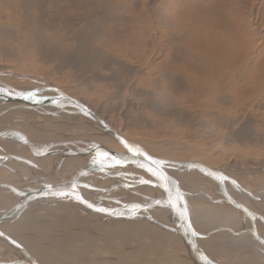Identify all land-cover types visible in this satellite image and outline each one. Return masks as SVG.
Returning a JSON list of instances; mask_svg holds the SVG:
<instances>
[{"label": "bare ground", "instance_id": "bare-ground-1", "mask_svg": "<svg viewBox=\"0 0 264 264\" xmlns=\"http://www.w3.org/2000/svg\"><path fill=\"white\" fill-rule=\"evenodd\" d=\"M31 12L32 25H20ZM9 14L10 24L2 16ZM161 21L138 0H0V50L12 54L7 46L19 43L17 28L26 30L21 46L37 41L42 48L48 35L66 30L68 48L39 51L37 61L53 64L50 80L0 66V264H264V185L257 179H264V166L211 165L195 155L159 153L123 130L130 114L134 127L157 124L158 116L172 117L179 127L190 124L185 98L196 117H212L217 127L231 131L229 123L247 112L250 124L251 114H259L264 125V38L236 24L193 37L195 44L185 48L184 35L174 39L163 29L170 21L163 28ZM88 74L107 85L103 110L87 97L96 86L87 83L89 93L77 95L63 85H83ZM174 76L184 93L175 98L176 111L165 107L161 92ZM17 91L34 92L39 102L10 94ZM53 98L60 100L50 105ZM106 107L118 122L107 118ZM122 141L165 162L164 172L184 193L195 237L167 204L156 203L162 198L154 178L132 163ZM95 147L128 163L93 164ZM73 184L95 207L123 215L55 194L71 193ZM133 204L147 207L132 215Z\"/></svg>", "mask_w": 264, "mask_h": 264}, {"label": "rangeland", "instance_id": "rangeland-1", "mask_svg": "<svg viewBox=\"0 0 264 264\" xmlns=\"http://www.w3.org/2000/svg\"><path fill=\"white\" fill-rule=\"evenodd\" d=\"M138 1L140 3H144L145 7L149 11H152V13L155 16L157 15V17L162 20L161 21L162 28L164 27L165 24L164 22L166 20H169L170 27L168 26L169 23L168 22L166 24V27L163 29L171 30L174 39H176V37H179V35H184L185 48L192 47L195 44L194 43L195 40L192 42L193 45L191 44V42H189L192 40L193 37L206 35L214 30H220V29L223 30V27L227 29V31L234 30L236 24L239 26V31L241 30L242 33L247 31H252L254 34H256L259 40L264 38V0H138ZM46 5H48V3ZM4 9L3 11H10V9L8 8L6 10ZM33 12H31L29 16L26 15L28 18L27 23L25 24L19 23V24L29 26L28 25L29 23L31 26L32 23L30 22L32 21L33 18ZM66 12H63L64 13L63 19H65L66 15L68 16L69 14L68 12L67 13ZM2 16L4 17L5 20L8 19L9 24L13 20H15L13 16L12 17L10 16V14L8 15V17L10 16V18H8L5 15ZM234 21H236V23L232 25L231 22ZM16 22L19 21L16 20L15 23ZM42 27L46 29V26L44 24L42 25ZM62 29L64 28L62 27ZM14 32L16 36V41L19 43H13L7 46L9 49H12L13 51L12 54H8L0 50V66H4V67L6 66L8 69L14 72H21V73L23 72L29 76H38L49 80L52 79L53 76L51 74L52 71L51 67H53V64L50 63L45 64L43 62L37 61L38 53L40 50H43V48L48 50L52 48H58L64 51L68 50L67 43L63 42L65 36H67L66 30L61 31L62 33H60L59 36L48 35L47 40H49V42L43 43L44 45L43 48L40 44L37 43V41L35 42L33 41L32 43H29L26 46H21L20 41L26 42V38H22L20 40V37L22 36L23 33H26V30L17 28V30L14 29ZM43 32L46 35L48 34L47 31H43ZM32 61H34L35 64ZM176 73L177 75H180L179 72ZM179 79L177 76H174V78L172 77L167 81H165V83H163V86L161 88V92L165 94L164 96L166 98L165 107L171 109L172 111H174V109L176 111V108L181 106V105L177 106L174 103L176 101L175 98H178L179 100L184 95V93H182V87L180 86L181 81ZM82 80L85 82L83 83V85H77L72 83L68 84L65 81L64 83H66V85L64 83L63 85L77 95L83 92H84L83 94L86 95L87 93H89V92L85 93L87 83L91 84L92 86H96V90H97L96 93L91 96L88 95L87 97L89 98V103L91 105L97 106L98 109L103 110L107 102L105 98H103L104 96L103 94H101V90L104 91V88L107 87V85L103 81L91 79L89 74L82 77ZM98 97H100L101 99H99ZM177 104H180V101ZM189 105L190 104L187 102V99L185 98V114L188 116L190 115L193 118L189 116L192 119L190 124L188 122L187 123L185 122V125H183L184 127L180 126L182 128H180L177 124L171 121L172 117H166V116H162V117L158 116L155 118L158 125L155 124L154 121L151 123V126L147 124L145 126L140 125L138 127L137 126L134 127L133 124L131 123L134 116L132 114H130L129 116L125 115V112H123V115L126 116L123 119V130L126 131L128 129L129 130L128 134L130 136L136 137L137 139L143 140L144 142L146 141V143L150 146L156 145L155 148L158 149L156 151H158L159 153H165L167 151L169 154H172L174 156L177 155L178 157L181 155L182 156L195 155L199 157V159L211 165H221L223 163H226L239 167V165L252 166V165H258L259 163V165L264 166V125L259 120L258 113L255 112L256 114H258L257 116L255 114H251V117L254 119L253 121H255V123L251 121V124H250V120L247 121L248 120L247 115L250 114L249 112L245 113V115L242 116L239 115L238 118L240 120H238V123H233V124L229 123V125H232L230 126L231 128L230 131L225 126L222 127L215 126L213 124L214 120L212 117L209 118L196 117L199 115L195 114L196 112L195 109L194 110L192 108L189 109L188 108ZM106 108L108 111L109 108L108 107ZM177 110L179 113L181 114L183 113L182 110L179 109ZM105 114L107 118L114 120V123L115 121L116 122L119 121L118 120L119 117L114 115L116 113L111 111V109ZM158 119L161 122H164V124L163 123L159 124ZM154 124L156 125V128ZM234 131L238 132V135L236 137L235 136L233 137L232 134H230ZM164 143L168 145H164ZM164 146L166 147V149ZM248 177H245V181ZM257 179H259L260 181L259 183H261V185H264V179H261L259 177H257ZM247 182L256 183L255 177L254 178L249 177L247 179Z\"/></svg>", "mask_w": 264, "mask_h": 264}, {"label": "snow or ice", "instance_id": "snow-or-ice-1", "mask_svg": "<svg viewBox=\"0 0 264 264\" xmlns=\"http://www.w3.org/2000/svg\"><path fill=\"white\" fill-rule=\"evenodd\" d=\"M12 95L17 96L18 98L24 99V100H33L35 102H39L36 99V94L34 92H28L25 94L24 92H14L10 93ZM87 114V113H86ZM124 146L127 148L128 152L132 154V163H134L138 168H141L145 170L150 176H152L156 182V186L158 188L163 189L164 193L166 194L165 199H157V204H167V206L170 208L171 211L175 212L178 217H180L181 220L185 222L186 227V234L195 237L197 233L192 229V225L188 219V211L186 206L182 203L184 201V193L179 189L176 181L172 178H170L165 172H164V164L165 162L163 160L154 159L147 155L146 153L142 152L139 148L133 147L126 142H123ZM143 158L141 160L140 158ZM103 158V159H101ZM110 159L114 161L116 164L119 165H125L128 163V159L125 158L124 160H120L119 158L112 156L109 157L108 152L106 151H99L96 152V157L93 159V164H98L103 166L104 160ZM83 174V173H82ZM209 175L214 176L215 173H208ZM226 178H221V180ZM140 184H149V180H139ZM87 186V185H86ZM50 187V186H49ZM76 187L77 185H72V191L69 192H59L55 193L59 196H67V195H73L74 199H76L80 203H84L87 205L88 208H94L95 206L92 203H89L88 201L84 200L82 196H80L78 193H76ZM147 205H141V204H133L131 206H128V210L132 215H135L137 209H144ZM95 210L97 212L101 213H107L109 215L115 214V215H123V213H113L110 209L104 208V207H95ZM3 235V234H0ZM19 247V245H17ZM202 259H204L202 257ZM205 264H212L211 261L206 260Z\"/></svg>", "mask_w": 264, "mask_h": 264}, {"label": "water", "instance_id": "water-1", "mask_svg": "<svg viewBox=\"0 0 264 264\" xmlns=\"http://www.w3.org/2000/svg\"><path fill=\"white\" fill-rule=\"evenodd\" d=\"M59 96H63L62 94H59ZM66 99H68V101H71V99L70 98H68V97H66V96H64ZM60 100V99H59ZM59 100H56L55 98H53V99H51V101H50V105H54V104H51V102H55V104H57L58 103V101ZM70 103H72V102H70ZM1 135V134H0ZM119 138V137H118ZM131 146H133L132 144H130ZM133 147H135V146H133ZM97 150H99V151H106V150H103V149H101V148H99V147H95V151H97ZM106 152H108V151H106ZM109 154V153H108ZM109 156L110 157H112L110 154H109ZM118 158V157H117ZM187 166L188 167H192V168H195V169H198V170H200L204 175H206V176H208V177H211L212 179H213V177H212V175H209L208 173H212L213 171H211V170H207V169H204V168H202V167H199L198 165H196V164H187ZM216 175V174H215ZM157 187V186H156ZM157 189L159 190V192H160V194H161V198L162 199H165L166 198V194L164 193V191H163V189H161V188H158L157 187ZM175 224H176V218H175V216H174V221H173Z\"/></svg>", "mask_w": 264, "mask_h": 264}]
</instances>
